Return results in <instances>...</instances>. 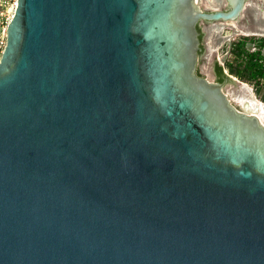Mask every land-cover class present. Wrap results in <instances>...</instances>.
I'll return each mask as SVG.
<instances>
[{
    "label": "water",
    "instance_id": "1",
    "mask_svg": "<svg viewBox=\"0 0 264 264\" xmlns=\"http://www.w3.org/2000/svg\"><path fill=\"white\" fill-rule=\"evenodd\" d=\"M229 1L17 0L0 264H264V104L213 82L264 0Z\"/></svg>",
    "mask_w": 264,
    "mask_h": 264
},
{
    "label": "rangeland",
    "instance_id": "2",
    "mask_svg": "<svg viewBox=\"0 0 264 264\" xmlns=\"http://www.w3.org/2000/svg\"><path fill=\"white\" fill-rule=\"evenodd\" d=\"M14 2L15 0H11L10 4L6 5L7 9L4 8L7 14L14 10ZM219 60L231 77L249 86L254 98L264 104V73L258 80H250L248 76V64L252 65L257 60L262 64L264 72V35L256 32H238L224 39L219 51Z\"/></svg>",
    "mask_w": 264,
    "mask_h": 264
},
{
    "label": "flooded vegetation",
    "instance_id": "3",
    "mask_svg": "<svg viewBox=\"0 0 264 264\" xmlns=\"http://www.w3.org/2000/svg\"><path fill=\"white\" fill-rule=\"evenodd\" d=\"M249 1L250 0H246V5H245L246 7L248 6ZM262 4H264V2H262ZM202 7L203 8H207L206 6H202ZM231 7L232 6H231L229 0H222V4L219 5L216 9L229 10ZM246 7H245V9H246ZM245 9L243 10V13L241 14V16L238 19H240V18H242L244 16ZM247 17L249 19H251L250 18V14H248ZM218 22H222V21H217L215 23H218ZM210 23H214V22H210ZM262 25H263V27H262V29H263L262 35H264V23ZM198 29L200 31V38H201V41H202V32H203V29H204V27L202 26V23L199 24ZM202 48H203V45H202ZM201 52H203V50L199 52V56H200ZM213 72H214V76H215V79L213 80V82L224 84L223 88H225V86L232 80L231 75L223 68V66L221 64H219L217 59H215V61L213 63ZM223 90H225V89H223Z\"/></svg>",
    "mask_w": 264,
    "mask_h": 264
},
{
    "label": "built area",
    "instance_id": "4",
    "mask_svg": "<svg viewBox=\"0 0 264 264\" xmlns=\"http://www.w3.org/2000/svg\"><path fill=\"white\" fill-rule=\"evenodd\" d=\"M11 0H0V59L7 45V28L14 15V12L7 14L4 8L7 9V4H10ZM15 9L17 6V0L14 2Z\"/></svg>",
    "mask_w": 264,
    "mask_h": 264
},
{
    "label": "trees",
    "instance_id": "5",
    "mask_svg": "<svg viewBox=\"0 0 264 264\" xmlns=\"http://www.w3.org/2000/svg\"><path fill=\"white\" fill-rule=\"evenodd\" d=\"M256 55V54H254ZM248 76L250 78V80H258L262 75H263V66L262 64L259 63V61L257 60L256 62H254V64L250 65L248 64ZM239 74H241L240 72H238Z\"/></svg>",
    "mask_w": 264,
    "mask_h": 264
},
{
    "label": "bare ground",
    "instance_id": "6",
    "mask_svg": "<svg viewBox=\"0 0 264 264\" xmlns=\"http://www.w3.org/2000/svg\"><path fill=\"white\" fill-rule=\"evenodd\" d=\"M200 1L202 2V1H206V0H200ZM14 11H15V7H14V10L12 11V13H13ZM255 99H256V98H255ZM256 101H258V100H256ZM258 102H259V101H258Z\"/></svg>",
    "mask_w": 264,
    "mask_h": 264
}]
</instances>
